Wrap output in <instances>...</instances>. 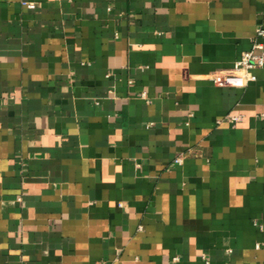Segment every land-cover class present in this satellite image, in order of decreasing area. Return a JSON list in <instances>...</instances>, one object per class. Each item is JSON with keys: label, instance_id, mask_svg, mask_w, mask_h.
Returning a JSON list of instances; mask_svg holds the SVG:
<instances>
[{"label": "crops", "instance_id": "0c3cea01", "mask_svg": "<svg viewBox=\"0 0 264 264\" xmlns=\"http://www.w3.org/2000/svg\"><path fill=\"white\" fill-rule=\"evenodd\" d=\"M258 27L264 0H0V264H264V66L213 80Z\"/></svg>", "mask_w": 264, "mask_h": 264}, {"label": "built area", "instance_id": "2783aa9c", "mask_svg": "<svg viewBox=\"0 0 264 264\" xmlns=\"http://www.w3.org/2000/svg\"><path fill=\"white\" fill-rule=\"evenodd\" d=\"M28 6H33L32 2H25ZM256 36L264 37V27H258ZM264 66V43L254 39L250 49L241 53L240 57L234 62L233 67L226 72H218L214 75L213 80L217 86H234L241 87L246 84V74L248 70L254 67ZM145 95V92H142ZM264 118V111L260 113ZM229 118L233 121L239 120L236 115H230ZM182 155L175 157L176 163L182 162ZM205 262H208L206 256L202 254Z\"/></svg>", "mask_w": 264, "mask_h": 264}]
</instances>
